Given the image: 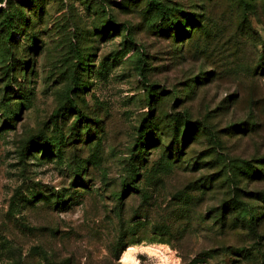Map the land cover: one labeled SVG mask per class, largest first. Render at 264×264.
I'll use <instances>...</instances> for the list:
<instances>
[{
  "label": "rangeland",
  "instance_id": "rangeland-1",
  "mask_svg": "<svg viewBox=\"0 0 264 264\" xmlns=\"http://www.w3.org/2000/svg\"><path fill=\"white\" fill-rule=\"evenodd\" d=\"M27 1L0 264H264V0Z\"/></svg>",
  "mask_w": 264,
  "mask_h": 264
},
{
  "label": "trees",
  "instance_id": "trees-1",
  "mask_svg": "<svg viewBox=\"0 0 264 264\" xmlns=\"http://www.w3.org/2000/svg\"><path fill=\"white\" fill-rule=\"evenodd\" d=\"M2 1L3 0H0V2H2ZM29 3L31 4V6L33 5L34 9L40 7L39 0H28L23 5L21 4V6L26 7V6H28ZM11 6L14 7V5H11ZM148 6L150 8L155 9L161 15L162 18L165 16V9H164V7L161 4L156 3V4L153 5L152 2H150L148 4ZM0 11H2L3 14H5V16H6L4 18V21L2 22V26L5 29L4 40H6L7 38L11 39V35L9 34L10 33L9 32L10 31V27H12L11 18L15 17V18L22 19L23 21H25V18L27 16V14L25 13L24 10H22V8H18V7H14L12 10L7 9V8H4V9L0 8ZM4 43H5L4 49H6V52L10 53V51H9L10 50V46H9L10 42H8V39H7ZM140 148H142V147H140Z\"/></svg>",
  "mask_w": 264,
  "mask_h": 264
}]
</instances>
